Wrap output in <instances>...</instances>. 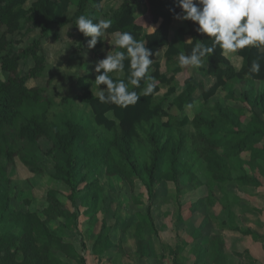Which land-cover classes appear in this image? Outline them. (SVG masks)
I'll return each mask as SVG.
<instances>
[{
	"label": "trees",
	"instance_id": "trees-1",
	"mask_svg": "<svg viewBox=\"0 0 264 264\" xmlns=\"http://www.w3.org/2000/svg\"><path fill=\"white\" fill-rule=\"evenodd\" d=\"M28 1L0 0V31L3 29L0 32V157L11 162L15 144L19 151L28 147L38 150L43 142L50 147L41 154L53 161L54 178L68 188L67 199L73 206L82 185L84 193L80 197L81 203L95 210L101 186L94 174L100 168H103L105 176L121 178L129 185L139 180L150 202L156 185L161 182L177 185L178 177L184 175L185 171L178 160L182 138L168 132L175 126L190 124L196 133L193 154L205 164L212 183L220 186L226 184L232 181V172L236 171L235 181L239 186L261 187L258 176L264 177V87L261 93H257L253 84L260 82L264 86V46L241 50L237 54L241 59L238 70L217 50L205 59V67L199 70L205 78L212 79L211 85L204 89L202 83L188 78L183 83V91L172 98L175 92L174 78L181 69L177 66L178 54L190 51L193 43L198 42L195 40L207 39L194 31L193 22L174 19V12L170 10L175 8V12L180 11L175 7L174 0H123L116 9L107 12L103 11L102 0H77L74 12L69 17L66 13L73 0H34L29 8H25ZM142 1L144 13L134 17L132 3ZM82 14L92 17L93 22L105 18L113 21L101 42L88 50L96 61L109 52L120 50L113 47L111 36L116 32L128 31L137 40L146 42V47L153 53L150 59L160 48H165V61L173 66L168 70L171 75L160 73L159 63H152V93L143 95L148 81H142L141 87L134 89L140 99L128 107L99 102L95 82L78 76L74 83L81 93L72 99L63 98L61 103L86 105L92 115L91 121H76L73 115L63 112L51 120L49 114L53 104L44 95V89L30 88L27 83L45 69L41 40L48 37L52 27L60 30L70 25L68 37L76 34L80 42L87 45L90 37H84L75 27L77 17ZM21 22L29 26L26 32L37 29L39 37L26 48L16 51L11 48L9 36L20 31ZM186 36L193 41L174 45L175 41ZM52 38L56 40L57 35L52 34ZM80 51L78 44L73 52L78 54ZM27 59L31 64L23 71L20 66L26 68ZM254 59H259L261 71L250 78L246 73ZM128 63L126 60L123 72L111 74L114 80L127 81ZM247 82L251 87L239 92L238 99L234 100L236 92L229 90V86H243ZM162 88L166 91L160 95ZM195 91L199 92L198 102L204 105L223 92L239 106L216 102L209 108L208 115L197 113L191 120L186 115L177 120L169 114L172 108L182 113L184 106L192 107ZM245 153L248 158L242 160L241 155ZM245 167L248 168L247 172ZM9 183L7 168L0 162V264H70L63 262L59 255L75 260L77 264H85L84 258L60 235L64 230H78L77 213L64 209L55 191L46 193L47 206L42 211L44 219L29 210L13 209L10 206ZM194 186H200V183ZM23 202L29 204L30 201ZM228 217L229 231L249 236L254 241L260 238L251 228L241 230L235 225L233 212H228ZM58 218L64 223L51 229L48 223ZM136 218L135 233H156L150 203L145 214L138 213ZM108 234L109 229L103 221L92 246L95 255H101L113 247ZM146 245H149L147 241L137 239L136 248L140 258H152L154 255L151 248L145 251ZM224 246V240L219 237L199 240L193 246L196 257L194 264H208L204 260L208 255L216 257L217 261L213 264H227L225 260L229 255L225 254ZM81 247H84L82 243Z\"/></svg>",
	"mask_w": 264,
	"mask_h": 264
},
{
	"label": "rangeland",
	"instance_id": "rangeland-1",
	"mask_svg": "<svg viewBox=\"0 0 264 264\" xmlns=\"http://www.w3.org/2000/svg\"><path fill=\"white\" fill-rule=\"evenodd\" d=\"M32 1L34 0H29L24 7L29 8ZM106 1L109 2L106 5L113 8L119 3V0ZM73 6L74 3H71L66 16L69 17L73 14ZM137 8L138 4H135L134 10L136 12ZM20 26L21 29L18 33L9 36L12 41L11 48L16 51L26 48L39 37L37 29L26 32V28L29 26L24 22H21ZM68 30H71L70 25L60 30L52 27L48 37L41 40V50L45 57L46 66L43 73L36 79L30 80L27 86L44 89V95L53 104L49 114L51 120H55L57 115L63 112L73 115L76 121H91L92 115L86 105L61 103L63 98L72 99L76 94L81 93L74 83L75 78L78 76L85 77L87 81L94 82L96 75L93 71L96 60L88 53L89 48L85 43L80 42L76 34L70 37L66 36ZM52 34L57 35L56 40L52 38ZM114 39L115 36H111V40L114 41ZM111 40L109 39L110 43ZM188 40L189 37L186 36L175 41L174 45L180 46L182 43H188ZM78 44L81 46V51L74 54L73 50ZM163 50H158L152 60L153 63H159L160 73L170 76L168 70L173 66L166 63ZM108 54H112V52ZM226 57L232 62L233 67H237L241 63L237 54H230ZM25 62L27 63L26 68L23 69L20 66L23 71L31 64L29 59ZM204 67L205 64L199 69L181 68L174 78L175 92L172 98L183 91V83L188 78L202 83L204 89L208 88L210 79L205 78L199 71ZM1 79H4L3 75ZM250 87V83L247 82L243 86L230 85L229 90L236 92L234 100H237L239 92ZM253 87L257 93H261L264 86L260 82H255ZM165 91L166 89L162 88L160 95L164 94ZM193 96L195 103L192 107L184 106L182 113L172 108L169 110V114L177 120L183 115L191 120L197 113L208 115L209 108H212L216 102L223 105L239 106L237 103H233L223 92H220L206 105L203 102H198L199 92L195 91ZM164 121L165 119H163ZM99 134L103 133L99 132ZM168 134H177L182 138L178 160L185 172L183 176L178 177L177 185L169 182H161L156 185L154 196L150 202H148L146 191L139 180H134L133 185H129L121 178L105 176L103 168H100L94 174L101 186V193L95 210L93 211L88 205L81 203L80 197L84 192L82 185H80L81 191L75 198L74 206L77 210L75 211L74 206L67 199L68 188L54 178L53 161L41 154L47 151L50 146L41 142L38 150L34 147H28L19 151L15 144L14 157L11 162L0 157L1 164L7 168V177L10 180V206L13 209L37 213L44 219L42 211L47 206L46 193L55 191L62 207L70 213H77L78 217V230H64L60 235L65 243L71 245L75 252L84 258L85 264H194L196 257L193 255V246L199 243V240L206 241L219 237L221 239L226 238L227 242H230L232 234L228 235L229 233L225 232L229 231L228 225H230L228 212H233L234 224L239 226L241 230L257 226L261 227L264 234V177L257 175L261 181V188L259 189L239 186L235 181L236 171L232 172V181L221 186L215 185L211 182L203 161L193 154L196 149V133L192 126L190 124L183 127L175 126ZM247 158L248 154L241 155L242 160ZM166 170L167 167L165 166L164 171ZM245 170L247 172L248 168L245 167ZM32 171L34 172L32 173ZM191 176H194V180L191 179ZM197 182L200 183V186L195 187L194 184ZM24 200H29V204L24 203ZM149 203L156 233L145 231L138 235L135 233L136 214H145ZM103 221L109 229L108 235L113 247L101 255H95L92 246L100 232ZM59 223L63 224L64 221L58 218L49 222L48 225L54 230ZM137 239L147 241L149 245L145 246V251H150L151 248L154 254L152 258H140L138 256ZM240 246L243 248L242 245ZM59 257L63 262L77 264L75 260H68L61 255ZM204 260H207L208 264L217 261L216 257L211 255L204 257ZM219 261L221 260L219 259ZM225 262L227 264H258L253 262L250 255H243L241 261H238L235 256L230 254Z\"/></svg>",
	"mask_w": 264,
	"mask_h": 264
},
{
	"label": "clouds",
	"instance_id": "clouds-1",
	"mask_svg": "<svg viewBox=\"0 0 264 264\" xmlns=\"http://www.w3.org/2000/svg\"><path fill=\"white\" fill-rule=\"evenodd\" d=\"M174 5L180 9L179 12H175V8L170 10L174 12V19L193 22L194 31L207 38L195 40L198 42L193 43L190 51L178 54L177 66L180 68L199 69L205 59L217 50L220 55L228 56L264 46V0H174ZM112 23L108 18L93 22L92 17L82 14L77 17L75 27L84 37H90L87 47L92 49L101 42ZM114 35L113 47L120 50L106 54L95 62L94 82L99 102L128 107L140 99L134 89L140 88L142 81H148L143 95L153 91L154 86L150 82L153 63L150 56L153 53L146 47L145 41L137 40L131 32H116ZM126 60L129 62L127 81L114 80L111 74L123 72ZM260 71V61L254 59L246 74L251 78Z\"/></svg>",
	"mask_w": 264,
	"mask_h": 264
},
{
	"label": "crops",
	"instance_id": "crops-1",
	"mask_svg": "<svg viewBox=\"0 0 264 264\" xmlns=\"http://www.w3.org/2000/svg\"><path fill=\"white\" fill-rule=\"evenodd\" d=\"M122 1L123 0H119L118 6L121 4ZM76 2H77V0H73V2H72V3H74L73 10L75 8ZM107 3H109V2H107L106 0H102L101 6H102L104 12H107L109 10H114L118 7V6H116L114 8L108 7L106 5ZM135 4H138L137 12L134 10ZM69 9H70V6H69ZM69 9H68V11H69ZM132 11H133L134 17L141 16V14H143L142 12H144L143 3L142 2H133L132 3ZM68 33H69V30L66 32V36L69 35ZM187 37H189V36H187ZM189 39H190V37H189ZM161 49H164L163 50V55H164L165 48H160L159 50H161ZM156 53H158V52H156ZM227 59L229 60V58H227ZM230 63H232V62L230 61ZM240 66H241V63H240V65L238 64L237 67H235V66L234 67L236 70H238L240 68ZM118 76H120V74H118ZM211 83H212V79H210V81H209V86L211 85ZM95 93L97 94L98 90H95ZM259 188H261V187H258L257 189H259ZM251 229L255 233L259 234L260 238L257 241H254L249 236H241L239 233L234 232V231H225L226 233H229L228 235L232 234L230 237L231 238L230 242H227L226 238L223 239L224 245H225L224 246L225 254L229 255V256H230V254L232 256H235V258L238 259V261H241V258L243 257V255H250L253 258L254 263L257 262L258 264H264V246H263L264 234L262 232L261 227L256 226V227L251 228ZM224 237H226V236H224ZM261 238H263V241ZM240 245H242L243 248Z\"/></svg>",
	"mask_w": 264,
	"mask_h": 264
},
{
	"label": "water",
	"instance_id": "water-1",
	"mask_svg": "<svg viewBox=\"0 0 264 264\" xmlns=\"http://www.w3.org/2000/svg\"><path fill=\"white\" fill-rule=\"evenodd\" d=\"M142 3H144V2L142 1Z\"/></svg>",
	"mask_w": 264,
	"mask_h": 264
}]
</instances>
